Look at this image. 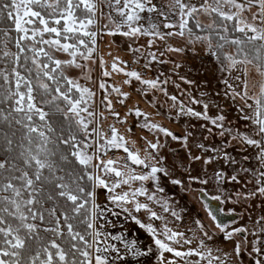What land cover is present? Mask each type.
Segmentation results:
<instances>
[{
	"label": "snow or ice",
	"instance_id": "6c2138e0",
	"mask_svg": "<svg viewBox=\"0 0 264 264\" xmlns=\"http://www.w3.org/2000/svg\"><path fill=\"white\" fill-rule=\"evenodd\" d=\"M163 8L167 11L153 0H0V23L11 22L7 28L0 26V146L7 154L0 159V264H128L129 257L139 264L138 258L149 256L153 249L141 250L135 241L125 243L123 236L103 230L98 221L108 208L97 203L98 188L104 189L106 199L152 238L159 264H229L231 254L216 249L219 254L214 255L195 235V229H189L193 233L189 238L166 223L159 230L148 222L165 219L153 210V204H159L176 220L181 219L167 200L162 202L158 197L164 192L160 177L169 175L158 154L159 142L148 141L141 155L134 142L114 125L106 132L102 123L107 120L105 110L119 118L109 96L116 93L126 99L128 93L100 82L99 89L105 96L99 100L98 111L97 92L80 81L91 82V65L97 57L106 65L97 50L98 37L103 35L148 36L152 38L150 46L157 39L164 41L173 36L186 40L193 50L197 44L203 45L205 54L215 59L220 70L239 82L234 86L224 80L232 98H239L244 107L251 109L242 119L254 127L252 134L237 133V137L258 150L256 158L264 168V0H167ZM145 13H159L167 21L163 28L174 31L161 32L156 23L145 27L140 23ZM202 16L207 17V22L201 20ZM232 33L241 35L234 37ZM130 50L140 52L139 48ZM166 51L182 53L185 49L169 47ZM149 56L151 61L165 62L159 61L155 53ZM121 65L126 67V62L115 57L111 71L105 67L103 76L123 73L128 77L125 84L136 80L149 89L168 83L144 79L140 72L126 71ZM253 70L260 80L253 82L250 78ZM257 86L258 92L250 94ZM237 87L241 90L237 91ZM160 90L167 95L166 90ZM169 98L174 106L179 104L181 114L210 120L222 129L221 135L230 131L224 128V115H207V103L203 104L204 112H197L185 108L176 96ZM191 102L201 103L195 99ZM135 115L144 117L143 126L149 130L178 139L168 129L150 123L139 108ZM57 116L66 127L54 126L53 118ZM191 135L189 132L183 138L185 146ZM112 150H122L126 155L110 157ZM211 162V158L206 161ZM138 168L143 171L137 172ZM192 179L208 183L206 179ZM216 179L219 183L224 174L218 172ZM149 181L151 189L145 186ZM171 183L183 186L179 179ZM256 184L255 191L237 196H264V171L257 174ZM142 211L148 214V221L133 215ZM196 224L202 235L211 239L204 225L199 221ZM255 224L259 227L251 230L247 225L232 231L219 223L215 227L232 241L237 234L264 232V216ZM197 239L196 248L185 249ZM110 241L121 242L122 248ZM245 243L246 237L241 236L234 245L236 257ZM166 253L171 254V259L166 258ZM253 253L264 256V247H252L249 255ZM190 257L199 259L192 261ZM254 264H264V259H255Z\"/></svg>",
	"mask_w": 264,
	"mask_h": 264
},
{
	"label": "rangeland",
	"instance_id": "374dc122",
	"mask_svg": "<svg viewBox=\"0 0 264 264\" xmlns=\"http://www.w3.org/2000/svg\"><path fill=\"white\" fill-rule=\"evenodd\" d=\"M153 3L167 11L163 8L167 0H153ZM143 15L145 18L140 23L145 27L156 23L160 26L161 32L174 31V29L163 28V23L167 21H164L159 13ZM170 19H175V17H170ZM201 20L207 22V17L202 16ZM151 39L148 36L130 38L120 35H103L98 37L99 56L103 57L107 63L102 65L97 57L96 63L91 65L93 69L91 82L85 80L80 82L92 88L97 94L101 93L103 95L101 98L104 97L105 92L99 89L100 82L134 90L155 108L161 116L162 122L168 125V130L178 137V139H172V137L161 133L159 139L157 138L160 145L158 148L159 157L169 173L168 176L161 175L160 177V186L163 187L164 192L158 193V197L162 202L167 200L170 209L176 211L181 217L177 223L172 224L173 227L176 231L185 232L189 238L193 235L189 229H195V235L205 241L207 247L213 250L214 255L219 254L215 251L216 249L231 254L229 264H254L255 259H264V256H256L255 253L249 255V252L254 246L264 247V232H257L255 235L237 234L232 241L227 240L225 233L215 227L216 221L212 219L200 199V194L204 193L209 198L221 203L223 213L238 216V220L224 226L226 231H232V229L244 225H247L250 230L258 228L259 225L255 224V221L264 216V196L257 195L249 199L237 196L238 193L246 195L255 191L258 187L256 184L257 174L264 171L256 158L258 150L241 142L237 137V133L252 134L254 127L242 119V115L250 114L251 109L244 107V102L239 98L235 100L232 98L231 90L225 85L224 80L227 79L234 86L239 82L220 70V65L215 59L205 54L203 45L197 44L193 50L186 40L173 36L166 37L164 41L157 39L150 46ZM169 47H180L185 51L182 53L166 51ZM137 48L140 49V52L130 50ZM149 53H155L159 61L165 62L151 61ZM115 57L126 62V67L121 65V67H125L126 71L136 70L142 74L144 79L161 82L167 80L168 83H161L157 89H149L136 80H132L131 84H125L124 81L128 77L123 73H113L111 77L103 76L105 67L111 71L110 66ZM146 64L148 67H145ZM177 64L180 65L179 68L176 67ZM73 74L79 75V73ZM238 74L233 73V76ZM181 77L192 81V83H185ZM250 78L253 82L261 79L254 70L250 73ZM160 89L166 90L167 95ZM236 90L240 91L241 88L237 87ZM258 90L257 86L252 89L250 94H255ZM171 96H176L185 108L190 107L197 112H204L203 104L207 103V115L210 118L224 115L226 117L223 121L224 128L230 131H224V134L221 135L222 129L213 125L210 120L181 114L179 104L174 106V102L169 98ZM193 99L201 101V103H192ZM248 103L252 104L253 101L248 100ZM241 108H243V113H241ZM189 132L192 135L188 137L185 146L183 138ZM256 138L259 139V137ZM200 144H203L204 148L198 147ZM225 154H227V158H225ZM196 156L201 159H194ZM209 158L212 162L206 163ZM218 172L224 174V179L219 183L216 179ZM233 176L237 179L232 180ZM193 177L206 179L208 183H200L193 180ZM173 179L181 180L183 186L172 184L171 180ZM145 186L150 189L153 187L151 181L147 182ZM215 197H219V199H215ZM157 205L159 206V204ZM168 213L170 214V212ZM139 214L133 213L137 217ZM104 216L98 223L104 226L103 230L106 233L123 236L125 243L135 241L141 250L147 249V243L142 235L143 229L136 225L130 217H120L119 215L116 217L108 211ZM196 221L204 225V230L208 232L211 239L202 235ZM241 236L246 237V243L242 246L241 255L236 257L232 250L234 245L240 242ZM138 237L142 239L139 240ZM110 242L122 248L121 242ZM198 242V239L193 240L190 246L185 245L184 247L185 249L196 248ZM165 256L171 259V254L166 253ZM138 259L139 264H159L158 250L155 249V245L149 256ZM189 259L196 261L199 258L190 257ZM120 264H125V262H120ZM128 264H137V260L129 257ZM200 264H206V262L201 261Z\"/></svg>",
	"mask_w": 264,
	"mask_h": 264
},
{
	"label": "crops",
	"instance_id": "0c3cea01",
	"mask_svg": "<svg viewBox=\"0 0 264 264\" xmlns=\"http://www.w3.org/2000/svg\"><path fill=\"white\" fill-rule=\"evenodd\" d=\"M121 88V87H120ZM123 92L128 93L127 98L119 96L116 93H112L109 98L112 100V107L113 109L119 113V118L113 116L111 113L105 110V116H107V120L103 121V128L106 132L110 131V126L114 125L121 134H123L127 139L130 141H133L135 144V148L139 149L141 151V155L144 154V149L147 148L148 141H151L152 143H157L159 139L161 132L153 129L149 130L148 128L144 127L145 124L144 117H137L135 115V109L139 108L142 112L146 113L149 117V122L154 124H159L160 126L168 129V125L166 123L162 122L161 116L156 112L155 108H153L151 105L147 103V101L138 95L134 90L131 89H124L121 88ZM104 94V92H103ZM103 95L101 93L97 94V110H101V107L99 106V100L101 99ZM105 96V95H104ZM123 100V103H120V101ZM124 121V122H121ZM131 129V131H129ZM149 151H151L149 149ZM108 155L111 157L113 155L117 157H123L126 154L123 153L122 150H112L109 151ZM142 169L138 168L137 172H140ZM135 186V185H134ZM124 190H127L126 188ZM117 191H121V189H117ZM97 192V203L106 206L107 208H111L108 210V212H117L119 213L120 217H128L127 213L122 212L121 209L116 208L113 206L106 197L108 196V193L104 189H96ZM143 201V198H141ZM131 208V206H128ZM153 210L156 211L159 215L162 217H165L164 220H157V221H148V214L144 213L143 211L140 212L139 218L142 221H148L152 222L154 226H157L159 230L163 229L164 224L166 223L168 227L172 228L174 231L176 229L173 227L172 224L177 223V220L172 217L169 213L164 212V210L158 206L157 204L152 205ZM134 213V212H133ZM106 218V216H104ZM117 217V215H116ZM143 239L145 240L146 248L151 247L154 248L152 238L147 234V232L143 229ZM138 239H142L141 237H138ZM147 240V242H146Z\"/></svg>",
	"mask_w": 264,
	"mask_h": 264
},
{
	"label": "water",
	"instance_id": "95a60500",
	"mask_svg": "<svg viewBox=\"0 0 264 264\" xmlns=\"http://www.w3.org/2000/svg\"><path fill=\"white\" fill-rule=\"evenodd\" d=\"M200 199L206 206L207 211L210 213L211 217L215 216L216 223L221 224L223 227L229 223L238 220V216L235 214H225L222 212L221 203L217 200L209 198L206 194L201 193Z\"/></svg>",
	"mask_w": 264,
	"mask_h": 264
},
{
	"label": "trees",
	"instance_id": "16d2710c",
	"mask_svg": "<svg viewBox=\"0 0 264 264\" xmlns=\"http://www.w3.org/2000/svg\"><path fill=\"white\" fill-rule=\"evenodd\" d=\"M10 24H11L10 21L4 20L2 23H0V26L7 28L10 26ZM231 35H233L234 37H239L241 34L240 33H232ZM12 50L15 51L16 49L13 48ZM53 123H54V126L66 127V125H63L62 119L59 116L53 118ZM5 155H7V154L3 152L2 146H0V159L4 158ZM43 235H47V234H43Z\"/></svg>",
	"mask_w": 264,
	"mask_h": 264
}]
</instances>
